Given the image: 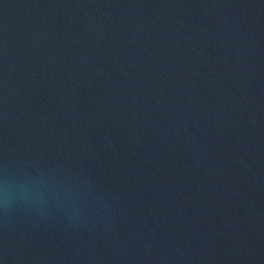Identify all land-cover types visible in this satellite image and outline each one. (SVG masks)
<instances>
[{"label": "water", "instance_id": "95a60500", "mask_svg": "<svg viewBox=\"0 0 264 264\" xmlns=\"http://www.w3.org/2000/svg\"><path fill=\"white\" fill-rule=\"evenodd\" d=\"M0 264H264V0H0Z\"/></svg>", "mask_w": 264, "mask_h": 264}]
</instances>
